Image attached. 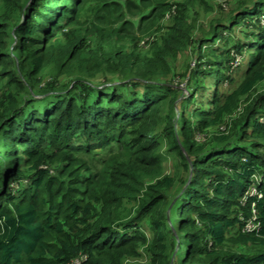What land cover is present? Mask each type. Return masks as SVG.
<instances>
[{
    "label": "trees",
    "instance_id": "1",
    "mask_svg": "<svg viewBox=\"0 0 264 264\" xmlns=\"http://www.w3.org/2000/svg\"><path fill=\"white\" fill-rule=\"evenodd\" d=\"M263 8L257 0L231 12L206 40L212 45L220 31L229 34L226 49L212 51L211 68L192 73L216 75L214 89L209 99L206 90L199 100L191 92L177 134L190 137L191 122L181 121L189 109L199 118L195 133L226 123L231 136L217 137V150L190 143L193 175L169 200L174 182L160 171L155 132L178 90L140 77L170 73L168 59L189 38L178 29L181 17L172 16L157 52L142 56L136 44L153 27L162 29L156 24L169 11L168 0H0V264H72L82 256L85 264H123L139 256L140 243L150 246V263L168 264V217L176 206L178 228L189 237L171 243L178 246L177 264H264V94H255L264 82ZM66 17L73 21L62 26ZM126 41L131 50L121 51ZM244 51L241 76L226 75L230 53ZM89 71L115 74L119 83L100 88L86 79ZM59 75L74 76L70 89H58ZM38 79L50 81L31 96L27 88ZM241 100L249 103L242 113L224 121ZM165 133L187 165L173 127ZM246 139L251 144L242 145ZM255 175L260 183L251 180ZM252 185L261 197L248 196ZM254 216L257 228L243 232ZM141 225L151 237L135 230ZM232 229L238 243L257 252L219 251Z\"/></svg>",
    "mask_w": 264,
    "mask_h": 264
},
{
    "label": "rangeland",
    "instance_id": "2",
    "mask_svg": "<svg viewBox=\"0 0 264 264\" xmlns=\"http://www.w3.org/2000/svg\"><path fill=\"white\" fill-rule=\"evenodd\" d=\"M257 0H168L170 3V9L167 11L163 17L160 19L159 22H157L156 25H160L162 28L160 31H155L154 29L157 28V26L153 27V29L149 30L145 35L136 37V44L138 45V53L142 56H151L154 52H157V45L161 43V37L162 35H167L169 33L170 27H172V16H179L181 17V22L179 23V31L180 34H187V38H189L188 42L182 41L180 44V49L178 50L179 53L177 56L172 58H169V66H170V73L163 72L162 75H147L145 78L140 77L144 81L148 83L153 84H164L167 82L172 87H175L178 92L175 93V98L168 100L171 101V104L169 106H164V108L160 111V115L162 116V120L160 123L156 126V132L155 136L158 137V154L162 160L161 163V173L164 176H169L173 179L174 188L167 191L169 200L174 197L180 196L181 190L185 189L186 185L190 182L191 177L194 172L193 168V161L196 158V155H194V152H192L193 148L190 147V143L193 142L196 146H199V144H211L210 146L206 147V150H214L219 149L222 145H218L216 143L217 137H227L231 136V133L227 127L226 123H223L222 125H218L217 127L209 128L206 133H203V135L199 133H195L194 129L197 125L199 118H197V115H193L191 110H185L183 113V118H181L182 123L185 122H191V128L193 130H189L190 137H182L179 138L178 131L180 129V125L178 124V119L180 117V108L183 105L184 101L187 100V98L191 95V92L194 90L195 94H198L195 96L197 100H199L198 96L203 95V90H206V99H209V95L214 89V79H216V75H212L211 79L207 75L206 77L198 75L194 78L192 75L193 72L196 71H205L206 69H210L211 67L207 65V62L212 59L214 50H222L226 49L224 39L223 37H228V33L224 31H220L221 37L217 41H215L214 44L209 45L206 40H209L211 38V32L213 28L220 26V24H225L228 22L227 18L231 14V12L235 13L239 11L241 8L251 5L252 2ZM29 2V0H28ZM58 3V2H57ZM56 6V5H55ZM264 9V8H263ZM222 10V11H220ZM183 17L181 14H183ZM264 13V11H263ZM82 20L84 17H81ZM73 21V18L66 17L65 20L61 23V25L65 26L69 21ZM260 23L264 26V15L260 17ZM74 25V23H71ZM67 29V26L63 28V30ZM62 30V31H63ZM237 37L238 35H234ZM242 39V37H241ZM243 39H245L243 37ZM205 41V42H204ZM248 42L250 39L247 40ZM200 42H203V44H200ZM130 43L128 41L124 43H120V49L121 51H130L129 49ZM231 45V44H230ZM228 45V46H230ZM199 46H201L199 50ZM228 48V47H227ZM172 49H174V44L172 43ZM200 51V54L198 53ZM230 55L233 57V61H231L229 64V69L226 75L230 74L235 78H239L241 76V72H238L239 70H242L243 66L246 65L247 61V55L248 51H244L242 53H235L232 52ZM200 68V69H198ZM55 74V73H54ZM90 76H86V79H88L92 83H99L100 88L103 86H109V85H118L119 79L117 75H110L106 74L105 77L100 76L101 74L98 72H95L93 74L88 72ZM74 76L64 77V75H59L57 77V80L59 83H57L58 89L61 91V89H70L71 85L69 84V81L73 79ZM47 78V77H45ZM104 79L106 81L104 82ZM192 80L197 81V86L192 89V87H189V82ZM238 80V79H236ZM38 81V82H37ZM36 82L33 81V89H31V86L29 87L28 83H26L27 87H29L28 93L29 95L33 96L36 94L40 87H43L44 84L50 80H47L41 83L39 82V79ZM228 84H224V88H226ZM229 86H227L228 88ZM199 88V89H198ZM200 90V91H198ZM201 94V95H200ZM255 94H264V82L258 86L256 89ZM26 97V94L24 95ZM207 102V101H206ZM205 102V103H206ZM198 102L194 103L192 105V108H196ZM249 103H244V100H241L238 104V107L236 108V111L230 116L224 119V121H232V119L237 118L241 113L242 110L248 105ZM206 104H204L202 107H204ZM201 107V108H202ZM169 117L172 121L171 123H168V120L166 117ZM264 122V117H260V123ZM186 126V125H185ZM169 127H173L175 133L176 140L180 142L181 147L183 149L185 159L187 162V165H185V160H183L182 157H180L175 151L171 150L169 145L166 143L167 137H166V130L169 129ZM171 140V139H169ZM237 140V137L234 136L233 141L235 142ZM252 140L246 139L242 145L244 144H251ZM257 142V141H256ZM257 144H261L257 142ZM264 147V144H263ZM181 149V151H182ZM14 154V152H13ZM24 158L23 151L19 149L18 158ZM19 162V161H18ZM21 164H18V166ZM43 169H46V167H42ZM50 174H53V171H49ZM251 180L254 182L260 183L261 177L259 175H255ZM207 184V183H205ZM255 185H252L248 189V193L251 194L255 192ZM245 201V200H244ZM176 209L177 206L173 209H171V212L169 213L168 218H172L171 223V229H172V235H168L166 242L168 244V252L166 253L168 264H177V252H178V246L176 245L174 248L171 246V243L173 244V239H175V244L182 245L184 244V240L186 238V242L189 241V237L185 235V232H180V229L178 228L177 222V215H176ZM162 211H164L162 209ZM161 213L163 214V212ZM169 209L167 210V212ZM199 226V225H198ZM135 230L140 231L142 233H145L151 237V233L148 230V225L144 226L141 225L137 227ZM131 232V231H130ZM137 250L139 256L136 258H126L124 259L123 264H152L151 257L149 254L150 246L147 243H140L137 245ZM171 250V251H170ZM182 252H186L187 248L183 247ZM219 251H225V252H231V253H246V254H252L256 253L257 249L252 248L251 246H245L243 244H240L236 241V233L235 230L232 229L230 232L226 235V242L223 245L222 249H218ZM170 251V253H169ZM169 253V255H167ZM179 252V254H181ZM165 257V255H164Z\"/></svg>",
    "mask_w": 264,
    "mask_h": 264
},
{
    "label": "built area",
    "instance_id": "3",
    "mask_svg": "<svg viewBox=\"0 0 264 264\" xmlns=\"http://www.w3.org/2000/svg\"><path fill=\"white\" fill-rule=\"evenodd\" d=\"M247 194H248L249 197H252V196H255V195H257L258 197L262 196L261 193L257 190V188H255V192H253L251 194H249V193H247ZM255 221H256V217L254 216V217H252L250 219L249 223L247 222L248 224H246L245 227L243 228V232H245L247 230H251V229L252 230L256 229L257 226L254 223ZM86 260H87V257L86 256H82V257L78 258L77 260H75L72 264H85Z\"/></svg>",
    "mask_w": 264,
    "mask_h": 264
}]
</instances>
